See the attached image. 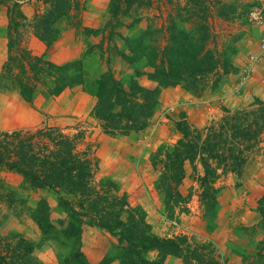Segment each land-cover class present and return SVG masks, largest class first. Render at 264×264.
<instances>
[{"label": "rangeland", "instance_id": "rangeland-1", "mask_svg": "<svg viewBox=\"0 0 264 264\" xmlns=\"http://www.w3.org/2000/svg\"><path fill=\"white\" fill-rule=\"evenodd\" d=\"M70 1L74 5L49 26L58 36L47 46L35 31L45 17L63 10L59 0H0V78L12 27L33 55L57 66L70 64V72L80 68L84 80L57 96L40 88L30 101L0 87V131L34 130L45 122L69 134L85 131L80 148L92 144L99 159L95 188L100 180H111L131 206L144 210L154 234L173 240L177 253L166 252L169 247L146 253L153 264H264V132L259 150L246 158L241 171L219 169L217 179L205 182L196 158L185 160L184 177L175 191L166 193L159 184L165 158L161 148L182 137L180 123L205 129L226 111L264 103V0H201L199 5L192 0L134 5L126 0ZM204 18L210 25L207 47L221 60L230 55L233 70L224 74L219 69L218 78L202 75L206 83L197 91L150 80L148 60L173 43L172 27L201 41ZM120 54L144 56L130 63ZM191 65L189 59L184 69ZM109 67L125 85L136 79L143 86L159 87V106L142 131L110 135L92 116L95 80ZM214 78L217 86L211 88ZM232 93L248 94L247 100L229 107L223 100ZM177 96L179 103L190 98L194 109L171 116L175 105L165 100ZM208 186L217 190L216 202L206 212L201 194H212ZM75 211L79 209L72 194L34 187L22 174L0 167V264H119L117 237L73 220Z\"/></svg>", "mask_w": 264, "mask_h": 264}, {"label": "trees", "instance_id": "trees-1", "mask_svg": "<svg viewBox=\"0 0 264 264\" xmlns=\"http://www.w3.org/2000/svg\"><path fill=\"white\" fill-rule=\"evenodd\" d=\"M126 1L130 5L145 4L143 0ZM192 1L197 2L196 5L202 4L201 0ZM59 2L63 10L56 9L54 18L45 17L41 25H48V28H40L42 26L39 25L35 31L47 46L58 36V31L49 26L74 5L70 0ZM202 20L204 34L201 41H194L184 30L172 27L175 31L173 39L171 37L173 43L164 46L148 60L147 65L153 68L147 73L150 80L157 81L159 86L183 84L197 91L206 83L201 79L202 75L208 73L218 78L219 69L224 74L233 70L230 55L221 60L215 50L207 47L210 25L206 18ZM7 37L8 57L0 78L2 89L16 90L30 101L40 88L48 96H57L66 88L84 84L80 68L70 72V64L57 66L43 56L33 55L12 27ZM120 55L130 63L144 56ZM189 59L192 65L185 70L184 63ZM63 72L64 76H61ZM215 86L217 79L214 78L210 87ZM93 93L96 103L91 114L110 135L142 131L150 124L159 106V87L143 86L136 79L125 85L114 76L110 67L95 80ZM254 107L257 108L254 110ZM179 127L182 137L172 147L161 148L165 158L159 184L166 193L175 191L181 184L185 160L194 162L199 158L207 176L204 180L210 183L221 174L219 169L224 173L241 171L246 158L260 148L264 132V103L255 101L248 109L226 111L205 129L187 122L180 123ZM85 142V131L69 134L46 122L34 130L0 131V167L22 174L34 187L72 194L79 209L71 216L73 220L98 226L117 237L118 243L114 248L119 251V264H153L146 257V253L153 249L169 247L166 252L177 253L172 248L175 247L173 240L167 241L154 234L145 220L144 210L131 206L127 195L120 194L114 182L100 180V188H95L99 159L92 144L87 143L84 149L80 148ZM208 187L212 194H201L206 212L215 204L217 190ZM176 193L180 197V193ZM124 213L126 218H123Z\"/></svg>", "mask_w": 264, "mask_h": 264}, {"label": "crops", "instance_id": "crops-1", "mask_svg": "<svg viewBox=\"0 0 264 264\" xmlns=\"http://www.w3.org/2000/svg\"><path fill=\"white\" fill-rule=\"evenodd\" d=\"M256 93V92H255ZM247 95L248 94H237V93H232V94H227V96L224 98L223 103L229 107H238L241 106L246 100H247ZM188 98V96H185ZM165 103H171V105H175L172 106L171 109V116L173 117H177L178 113L181 109H187V110H191L194 109V106H192L193 102L191 103V99L188 98V101H182L181 103H179V96L177 97H167L165 100ZM200 117H199V122L197 120L198 123L200 122Z\"/></svg>", "mask_w": 264, "mask_h": 264}, {"label": "built area", "instance_id": "built-area-1", "mask_svg": "<svg viewBox=\"0 0 264 264\" xmlns=\"http://www.w3.org/2000/svg\"><path fill=\"white\" fill-rule=\"evenodd\" d=\"M263 46H264V44H263Z\"/></svg>", "mask_w": 264, "mask_h": 264}]
</instances>
